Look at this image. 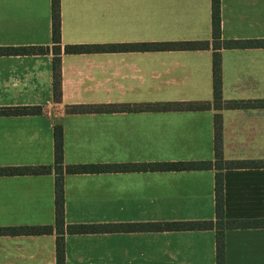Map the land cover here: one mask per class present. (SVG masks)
Listing matches in <instances>:
<instances>
[{
    "label": "crops",
    "instance_id": "1",
    "mask_svg": "<svg viewBox=\"0 0 264 264\" xmlns=\"http://www.w3.org/2000/svg\"><path fill=\"white\" fill-rule=\"evenodd\" d=\"M60 99L53 53L0 55V166L214 159V113H69L76 104L212 100V49L150 44L211 41V0H59ZM223 38L264 39V0H220ZM51 0H0V46L51 47ZM65 45H104L64 52ZM221 96L260 100L222 108L226 160L264 164V47L222 48ZM214 169L64 173L66 224L214 220ZM54 172L0 175V227L54 226ZM224 218L264 220V166L223 169ZM0 264H56V233H0ZM64 264H216L215 230L66 233ZM224 264H264V225L225 228Z\"/></svg>",
    "mask_w": 264,
    "mask_h": 264
},
{
    "label": "trees",
    "instance_id": "2",
    "mask_svg": "<svg viewBox=\"0 0 264 264\" xmlns=\"http://www.w3.org/2000/svg\"><path fill=\"white\" fill-rule=\"evenodd\" d=\"M220 0H211V41L181 40L150 44L160 49H212V100L156 101L120 104H76L66 106L69 113L107 112V111H161V110H203L213 109L214 113V159L197 161H170L125 164H64L63 141L60 126H54V163L51 165L0 166V175H37L54 172V214L52 225H22L0 227V233L15 235H40L56 233V264H64V235L66 233H98L132 230H215V261L224 264V230L245 226L264 225V220H227L224 218L223 169L264 166L261 161L226 160L222 154L221 115L222 108L254 106L260 100H224L221 96L220 54L222 48L264 47V39H228L223 38L220 30ZM51 47L48 45L0 46L2 54H43L53 53V97L60 99V9L59 0H51ZM104 45H65L64 52L77 53L89 50H102ZM40 106L1 107L0 114H38ZM214 169V220H190L146 223H90L66 224L64 221L63 175L64 173L104 172V171H163V170H199Z\"/></svg>",
    "mask_w": 264,
    "mask_h": 264
}]
</instances>
